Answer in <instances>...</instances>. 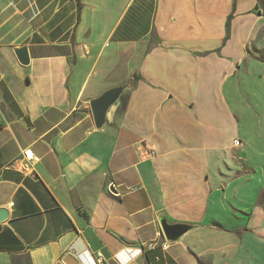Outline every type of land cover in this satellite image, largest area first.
<instances>
[{
    "label": "crops",
    "instance_id": "obj_1",
    "mask_svg": "<svg viewBox=\"0 0 264 264\" xmlns=\"http://www.w3.org/2000/svg\"><path fill=\"white\" fill-rule=\"evenodd\" d=\"M0 209V264H264V0H0Z\"/></svg>",
    "mask_w": 264,
    "mask_h": 264
},
{
    "label": "water",
    "instance_id": "obj_2",
    "mask_svg": "<svg viewBox=\"0 0 264 264\" xmlns=\"http://www.w3.org/2000/svg\"><path fill=\"white\" fill-rule=\"evenodd\" d=\"M14 53L21 64L28 63L26 47L15 48ZM126 87H128V85L111 87L103 91L98 97L89 101V108L96 129L104 125L108 111L116 103ZM6 214L7 212L4 209H0V221L6 217ZM159 224L167 243L178 241L185 233L194 229V225L188 223H169L164 215L159 217Z\"/></svg>",
    "mask_w": 264,
    "mask_h": 264
},
{
    "label": "built area",
    "instance_id": "obj_3",
    "mask_svg": "<svg viewBox=\"0 0 264 264\" xmlns=\"http://www.w3.org/2000/svg\"><path fill=\"white\" fill-rule=\"evenodd\" d=\"M238 141H235L234 142V145H238ZM22 156H23V158H25V159H27V160H30V159H33V155L29 152V151H27V150H24V151H22ZM166 246V244H163L162 245V247L164 248Z\"/></svg>",
    "mask_w": 264,
    "mask_h": 264
},
{
    "label": "trees",
    "instance_id": "obj_4",
    "mask_svg": "<svg viewBox=\"0 0 264 264\" xmlns=\"http://www.w3.org/2000/svg\"><path fill=\"white\" fill-rule=\"evenodd\" d=\"M230 19H231V15L228 16L227 21H226V25H225V29H226V35L224 37V40L227 39L228 35H229V24H230Z\"/></svg>",
    "mask_w": 264,
    "mask_h": 264
}]
</instances>
